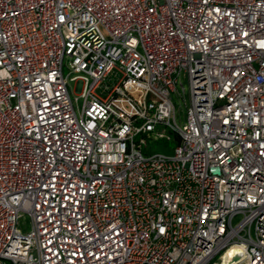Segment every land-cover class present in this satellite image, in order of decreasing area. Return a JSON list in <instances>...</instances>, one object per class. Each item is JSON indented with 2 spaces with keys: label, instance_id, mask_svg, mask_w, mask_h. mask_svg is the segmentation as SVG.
Listing matches in <instances>:
<instances>
[{
  "label": "built area",
  "instance_id": "1",
  "mask_svg": "<svg viewBox=\"0 0 264 264\" xmlns=\"http://www.w3.org/2000/svg\"><path fill=\"white\" fill-rule=\"evenodd\" d=\"M0 264H264V0H0Z\"/></svg>",
  "mask_w": 264,
  "mask_h": 264
},
{
  "label": "rangeland",
  "instance_id": "2",
  "mask_svg": "<svg viewBox=\"0 0 264 264\" xmlns=\"http://www.w3.org/2000/svg\"><path fill=\"white\" fill-rule=\"evenodd\" d=\"M176 106L179 108L180 107V103L178 101V99H175L174 100ZM168 144L165 142V141H157V142H154L153 144H151V147H152V152L153 153H156V152H161V153H172V151L168 150ZM173 147V144L170 145V149ZM242 220V216H239L237 218L234 219V225H236L238 222H240ZM24 223L26 224L25 227H29V219L26 218L23 220ZM24 227V228H25Z\"/></svg>",
  "mask_w": 264,
  "mask_h": 264
},
{
  "label": "bare ground",
  "instance_id": "3",
  "mask_svg": "<svg viewBox=\"0 0 264 264\" xmlns=\"http://www.w3.org/2000/svg\"><path fill=\"white\" fill-rule=\"evenodd\" d=\"M239 248H233L232 251H230L231 254H233L236 250H238Z\"/></svg>",
  "mask_w": 264,
  "mask_h": 264
},
{
  "label": "water",
  "instance_id": "4",
  "mask_svg": "<svg viewBox=\"0 0 264 264\" xmlns=\"http://www.w3.org/2000/svg\"><path fill=\"white\" fill-rule=\"evenodd\" d=\"M239 258H240V255L236 256V257H235V260H237V259H239Z\"/></svg>",
  "mask_w": 264,
  "mask_h": 264
}]
</instances>
